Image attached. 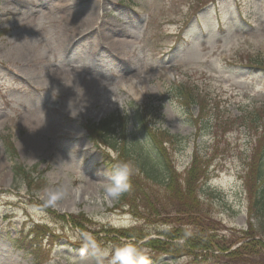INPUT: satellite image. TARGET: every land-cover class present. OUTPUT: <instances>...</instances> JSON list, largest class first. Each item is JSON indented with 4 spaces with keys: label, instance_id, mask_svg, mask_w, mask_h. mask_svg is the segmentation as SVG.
Listing matches in <instances>:
<instances>
[{
    "label": "rangeland",
    "instance_id": "rangeland-1",
    "mask_svg": "<svg viewBox=\"0 0 264 264\" xmlns=\"http://www.w3.org/2000/svg\"><path fill=\"white\" fill-rule=\"evenodd\" d=\"M15 1L0 0V264H79L86 242L132 243L148 264H238L219 252L194 257L175 246L173 258L147 246L168 241L183 205L162 189L143 191L152 207L132 193L106 197L110 151L89 127L117 115L130 132L135 111L148 110L157 130L185 139L169 146L178 174L194 154L206 168L199 202L214 227L206 233L238 237L250 223L259 231L246 177L264 143V0H84L95 8L90 32L68 49L80 0ZM112 29L118 45L109 44ZM178 85L202 102L184 106ZM125 129L118 124L120 145ZM5 139L45 189L15 180ZM61 186L67 195L49 204ZM259 253L247 263L264 264Z\"/></svg>",
    "mask_w": 264,
    "mask_h": 264
},
{
    "label": "trees",
    "instance_id": "trees-1",
    "mask_svg": "<svg viewBox=\"0 0 264 264\" xmlns=\"http://www.w3.org/2000/svg\"><path fill=\"white\" fill-rule=\"evenodd\" d=\"M175 91H179L180 101L188 108L193 105L197 106L199 102H202L193 90L186 89L182 85H178ZM144 110L135 113V117L132 119L134 128L131 132H123L122 130L123 141L121 145L116 141L115 135L118 124L120 125L121 121L124 122V118L113 117L89 128L91 135L96 138L99 145L103 148L106 147L108 151H113L116 155L112 158L110 152L107 153L105 165L108 169L117 161H127L134 168L131 188L119 199H126L132 193L133 196L140 197L148 207H152L149 201L150 195L153 193L149 194V192L144 193L143 191L162 189L168 196L172 197L173 195L178 204L183 205L180 214L184 215V218L174 220L177 229L174 228L173 232L167 231L165 233L168 241L160 243L150 240L147 242V246L156 248L158 244L162 245V249L165 248V253L173 258L174 252H176L174 247L180 246L184 253L194 257L206 256L207 253L214 255L219 252V254L222 253L240 264H248L247 262H250L247 261L249 257L252 254L259 255V252L264 248V239L262 238L264 235V143L256 165L251 167L246 177L249 196L248 214L253 223L258 224V228L261 229L258 231L250 223L249 229L239 232L238 237L234 236L227 239L225 236L219 235L212 237L206 232L214 227L209 223L211 219L207 216L208 211L201 207V202H199L200 184L206 178V168L199 157L194 154L192 167L184 173L178 174L176 166L173 164V156L169 146L180 147L185 139L160 129L157 130L149 123V111ZM125 120L127 125L128 118ZM5 141H7L6 148L9 157L15 163L13 167L15 180L21 179L30 189L32 186H38L40 190L41 188L42 190L45 189L47 184L44 183L43 179L41 177L34 178L38 174L37 167L29 170L17 162L18 156L13 144L9 139H5ZM157 210L159 213L161 212L160 208ZM135 215L138 217V213ZM125 238L141 239L137 234L125 235ZM176 240L182 241L183 244H174ZM239 243L241 245L232 250Z\"/></svg>",
    "mask_w": 264,
    "mask_h": 264
},
{
    "label": "clouds",
    "instance_id": "clouds-1",
    "mask_svg": "<svg viewBox=\"0 0 264 264\" xmlns=\"http://www.w3.org/2000/svg\"><path fill=\"white\" fill-rule=\"evenodd\" d=\"M134 168L127 161L113 163L105 173L103 191L106 197L118 199L131 188V177ZM67 195V189L63 186L49 190L48 203L55 204ZM90 252L81 257L79 264H148L143 250L132 243L114 245L104 248L97 244L86 242Z\"/></svg>",
    "mask_w": 264,
    "mask_h": 264
},
{
    "label": "bare ground",
    "instance_id": "bare-ground-1",
    "mask_svg": "<svg viewBox=\"0 0 264 264\" xmlns=\"http://www.w3.org/2000/svg\"><path fill=\"white\" fill-rule=\"evenodd\" d=\"M6 1V4L8 6H12L14 4H18L17 1L15 0H4ZM80 10L78 11L77 16H74L73 19L72 17H70V20L73 21L72 22V26L69 23L66 31L67 33H65V40L63 41L66 44L67 49L70 48V46L73 44V40L77 39L79 36H86L89 34L90 30H89V17H91L94 13H95V8L91 7L89 5H86L84 3V0H80ZM115 32L116 29H112L110 36L109 34L107 36H109L110 39L109 40V44H114V45H118L119 43H121L122 39H116L115 38ZM114 34V35H113Z\"/></svg>",
    "mask_w": 264,
    "mask_h": 264
}]
</instances>
